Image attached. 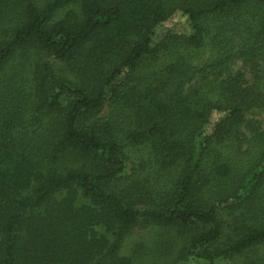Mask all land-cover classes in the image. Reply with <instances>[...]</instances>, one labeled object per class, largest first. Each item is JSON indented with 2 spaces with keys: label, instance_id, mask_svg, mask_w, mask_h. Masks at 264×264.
<instances>
[{
  "label": "trees",
  "instance_id": "16d2710c",
  "mask_svg": "<svg viewBox=\"0 0 264 264\" xmlns=\"http://www.w3.org/2000/svg\"><path fill=\"white\" fill-rule=\"evenodd\" d=\"M263 111L264 0H0V264H264Z\"/></svg>",
  "mask_w": 264,
  "mask_h": 264
},
{
  "label": "rangeland",
  "instance_id": "374dc122",
  "mask_svg": "<svg viewBox=\"0 0 264 264\" xmlns=\"http://www.w3.org/2000/svg\"><path fill=\"white\" fill-rule=\"evenodd\" d=\"M264 125V111L258 116ZM155 233L154 231H138L130 234L122 248V253L129 256H134L136 258L137 264H154L158 263H170L163 259L162 256L158 255L154 251V246L152 243V236ZM202 261L191 260L185 262V264H201ZM170 264H174L173 262ZM180 264V263H179Z\"/></svg>",
  "mask_w": 264,
  "mask_h": 264
}]
</instances>
